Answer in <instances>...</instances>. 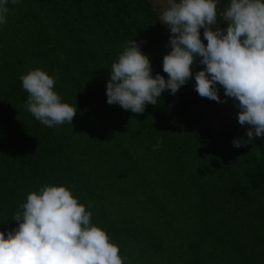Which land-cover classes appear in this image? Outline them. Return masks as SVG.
Masks as SVG:
<instances>
[{"label":"trees","instance_id":"1","mask_svg":"<svg viewBox=\"0 0 264 264\" xmlns=\"http://www.w3.org/2000/svg\"><path fill=\"white\" fill-rule=\"evenodd\" d=\"M230 0H218L217 25ZM150 0H20L0 24V231L27 194L65 185L125 264H264V137L239 121L214 129L195 73L173 95L132 113L107 103L111 65L133 39L163 71L170 30ZM201 32V39L207 40ZM226 34V33H225ZM57 74L72 124L47 127L25 111L19 79ZM216 122V121H215ZM160 147L153 150L154 146ZM90 205V206H89Z\"/></svg>","mask_w":264,"mask_h":264},{"label":"clouds","instance_id":"2","mask_svg":"<svg viewBox=\"0 0 264 264\" xmlns=\"http://www.w3.org/2000/svg\"><path fill=\"white\" fill-rule=\"evenodd\" d=\"M18 3L0 0V24L7 23L9 4ZM217 5L218 0H169L159 18L171 33V50L163 57L167 80L152 75L149 57L131 39L111 65L107 103L142 114L146 104H157L163 91L174 95L185 85L199 58L204 67L195 73L198 94L224 103L220 85L225 97L238 102V121L248 130L247 139L234 140V147L264 137V0H230L222 13L226 29L213 31ZM19 79L28 93L25 111L49 128L72 124L77 107L54 91L57 74L35 68ZM91 218L92 212L65 185L47 184L28 193L12 218L18 227L7 235L0 231V264H125L128 257Z\"/></svg>","mask_w":264,"mask_h":264},{"label":"rangeland","instance_id":"3","mask_svg":"<svg viewBox=\"0 0 264 264\" xmlns=\"http://www.w3.org/2000/svg\"><path fill=\"white\" fill-rule=\"evenodd\" d=\"M151 6L158 9L160 13L168 7L169 0H150ZM219 88V96L221 100L226 101L224 103H218L209 99L207 110L213 115L214 123L212 124L214 129L221 128L223 125L231 124L238 120L239 108L236 106L238 102H235L232 98L225 97L224 89L222 86L217 85ZM216 121V122H215Z\"/></svg>","mask_w":264,"mask_h":264},{"label":"water","instance_id":"4","mask_svg":"<svg viewBox=\"0 0 264 264\" xmlns=\"http://www.w3.org/2000/svg\"><path fill=\"white\" fill-rule=\"evenodd\" d=\"M217 24L218 23L216 22L215 24L211 25V28H212L213 31H215L217 28H220Z\"/></svg>","mask_w":264,"mask_h":264}]
</instances>
